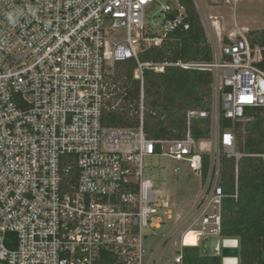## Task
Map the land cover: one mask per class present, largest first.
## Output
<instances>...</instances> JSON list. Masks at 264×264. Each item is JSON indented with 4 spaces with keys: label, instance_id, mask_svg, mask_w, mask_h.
Here are the masks:
<instances>
[{
    "label": "built area",
    "instance_id": "1",
    "mask_svg": "<svg viewBox=\"0 0 264 264\" xmlns=\"http://www.w3.org/2000/svg\"><path fill=\"white\" fill-rule=\"evenodd\" d=\"M154 8L158 35L146 22ZM184 15L179 0H0V264H102L104 252L124 264H160L159 247L145 242L175 220L176 206L146 175L144 159L168 156L202 174L197 118L212 119L224 155L239 158L235 132L220 130L221 117L240 121L249 109L264 110L261 48L246 35L209 62L176 63L213 74L222 111L190 109L181 138L152 139L144 128V70L164 72L170 63L141 56L161 46ZM129 61L141 80L140 124L110 125L108 111L126 94L117 99L116 68ZM211 170L182 247L191 232L199 246L204 238L223 240L226 194L219 165ZM183 256L181 249L174 264Z\"/></svg>",
    "mask_w": 264,
    "mask_h": 264
},
{
    "label": "trees",
    "instance_id": "2",
    "mask_svg": "<svg viewBox=\"0 0 264 264\" xmlns=\"http://www.w3.org/2000/svg\"><path fill=\"white\" fill-rule=\"evenodd\" d=\"M179 1L185 7L182 24L168 34L161 46L151 47L141 56L146 61L170 63L164 72L144 70L148 101L144 128L152 139L184 137L187 131V112L190 109H208L207 105L213 96L214 76L210 71L183 69L176 65L178 62H209L213 59V48L195 1ZM251 44L261 47L262 59L257 65L264 70V32L259 39H251ZM124 65L126 69L119 74L120 84L115 91L117 99L122 92L126 93L125 98L117 108L108 111L107 123L136 127L140 124L137 110L141 80L134 79V61ZM258 111L264 110L246 111L245 117L250 120H247L245 127L241 121H233L224 116L220 122L222 130H234L237 151L241 153L238 160L223 155L220 161V180L226 194L221 233L226 238L239 239V264H264V116L251 119ZM210 133L209 118L193 120L192 134L196 139H208ZM211 169L210 155L204 153V181ZM237 182L239 198L235 199L233 195ZM102 259V264H124L112 252H104ZM183 264H223V256L205 255L201 246L187 245L184 246Z\"/></svg>",
    "mask_w": 264,
    "mask_h": 264
},
{
    "label": "rangeland",
    "instance_id": "3",
    "mask_svg": "<svg viewBox=\"0 0 264 264\" xmlns=\"http://www.w3.org/2000/svg\"><path fill=\"white\" fill-rule=\"evenodd\" d=\"M194 1L205 26L213 52L218 51L224 44L230 42L231 38L246 35L251 41V39H259L261 33L264 32V0H238L237 3H228L226 0ZM157 12L158 8H154L149 12L146 19L147 25H153L148 27V31L155 35L160 34L158 32H161L160 27L162 28L161 18ZM125 69L126 65L119 64L115 75L118 76ZM146 106H148V101H146ZM217 106L222 111V95L218 93V89L214 85L213 96L207 105V110L212 112ZM258 116H264V111L255 112L251 119L253 120ZM247 120L250 119L245 117L240 120L244 127ZM210 121V137L202 140L206 142L201 151L203 154L208 153L210 155L213 169L217 168L218 165L220 168V161L224 152L218 139V126L212 119ZM144 165L146 175L151 177L155 183L171 196L177 213L175 220L168 222V224L157 230L155 234L148 236L145 243L147 248L154 249L159 247L158 253L162 255L160 264H174L173 258L180 253L181 249L184 250L180 241L183 232L191 225V211L198 203L201 193L210 179V175L204 181L202 174L194 171L188 162L179 161L168 156L146 157ZM236 169L238 170V164ZM215 180V177L211 178L210 187L213 186ZM224 238L226 237L223 236L222 239ZM161 242L162 245L159 246ZM220 253L223 256V248Z\"/></svg>",
    "mask_w": 264,
    "mask_h": 264
},
{
    "label": "water",
    "instance_id": "4",
    "mask_svg": "<svg viewBox=\"0 0 264 264\" xmlns=\"http://www.w3.org/2000/svg\"><path fill=\"white\" fill-rule=\"evenodd\" d=\"M214 239H216L217 241V250L219 252H221V249L223 248V264H226L225 263V260H226V254H225V251L229 248H235L237 250V254L235 256V264H239V239L238 238H224L222 240V245L219 246V242L218 240H220L219 237H212L210 239V241H208V238H204L202 240V244H201V248H202V253L207 255V254H211V255H221V253L219 254V252L217 251V253H214L213 251V244H214ZM229 241V242H235L234 246H226V242ZM233 245V244H232Z\"/></svg>",
    "mask_w": 264,
    "mask_h": 264
},
{
    "label": "bare ground",
    "instance_id": "5",
    "mask_svg": "<svg viewBox=\"0 0 264 264\" xmlns=\"http://www.w3.org/2000/svg\"><path fill=\"white\" fill-rule=\"evenodd\" d=\"M219 242V245L222 244V240H218ZM233 244V245H232ZM235 242H229L227 241L226 242V246H234ZM184 245H191V246H199L200 245V238L198 236L195 235L194 232H191L190 234L187 235V238H186V242L184 243ZM217 241L216 239H214V244H213V251L214 253H217ZM225 254H226V260H225V263L226 264H235V256L237 254V250L235 248H229L225 251Z\"/></svg>",
    "mask_w": 264,
    "mask_h": 264
},
{
    "label": "crops",
    "instance_id": "6",
    "mask_svg": "<svg viewBox=\"0 0 264 264\" xmlns=\"http://www.w3.org/2000/svg\"><path fill=\"white\" fill-rule=\"evenodd\" d=\"M202 140H204V139H202ZM205 140H206V139H205ZM203 142H204V144H205L206 141H203Z\"/></svg>",
    "mask_w": 264,
    "mask_h": 264
}]
</instances>
